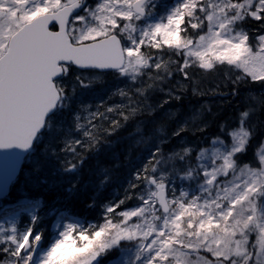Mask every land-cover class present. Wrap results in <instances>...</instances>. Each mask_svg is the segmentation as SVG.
<instances>
[{"label": "snow or ice", "instance_id": "obj_1", "mask_svg": "<svg viewBox=\"0 0 264 264\" xmlns=\"http://www.w3.org/2000/svg\"><path fill=\"white\" fill-rule=\"evenodd\" d=\"M143 4L98 0L92 8L86 0H0V146H29L63 95L53 78L72 66L145 77L131 92L120 90L126 104L89 114L87 143H70L66 150L72 152L78 146L91 148L100 133H108L106 123L118 129L121 120L139 114L148 102L145 93L174 73L183 78L178 87L171 85L177 94L168 93L176 101L189 88L202 95L203 80L214 75L223 77L226 88L245 80L264 83V0H184L166 23L137 40L132 22L143 14ZM125 38L131 46L122 45ZM222 66L228 70L221 72ZM233 68L237 72L229 79ZM247 136L241 129L238 146L203 172L209 186L203 198L185 199L183 192L169 197L163 179L153 175L160 160L157 150L136 177L155 186L141 198L142 205L119 212L125 201L108 207L104 222L91 232L68 225L43 264H92L121 240L140 241V264H264V156L258 158L259 167L244 163L239 170L233 159L246 150ZM40 239L31 227L19 237H0V264H30V249Z\"/></svg>", "mask_w": 264, "mask_h": 264}, {"label": "trees", "instance_id": "obj_2", "mask_svg": "<svg viewBox=\"0 0 264 264\" xmlns=\"http://www.w3.org/2000/svg\"><path fill=\"white\" fill-rule=\"evenodd\" d=\"M227 70L223 66L220 68L221 72ZM236 72L237 70L234 68L231 69L229 79ZM177 80L183 82V78H180V76L156 82L153 91L145 97L148 102L143 106L149 107V110H144L142 106L144 115H136L127 121L121 120V126L118 129H112L110 124H105L109 131L107 134L100 133L99 140L93 143L90 153L88 150L87 159L84 160L79 171L81 180L75 188L71 187L67 176L58 173L54 175L52 173V170H50V157L42 158L47 164H43L42 161L35 158L37 154L49 156L48 149L44 147L45 139L44 142L39 143L34 152L36 156L24 167V174L30 173L35 176L34 181L38 182L39 189L44 192L40 193L37 190V194L44 200V203L50 200V193L48 192L52 189L57 194L58 198L56 201H61L59 205H63L68 209L72 217L80 219L85 229L83 231L91 232L92 228L88 227V221L99 224L103 220L101 218L104 212L102 205L107 202L114 206L121 202L119 197H113L110 191H113L115 186L117 188L119 183L126 179L127 175L126 173H120V170L114 168L116 163L103 162V160H106L104 159V152L107 150L110 152L108 155L112 156L114 160L120 157L117 142L122 139L119 138L121 136L118 133L124 130L123 127L125 126L130 127L136 133L145 131L147 127L153 132L165 129L170 133L171 127L179 119L180 123L184 122L180 126L181 130L192 129L190 134L197 136L196 140L199 144L204 141L202 139L207 137L228 139V131L237 127L244 120L250 131V140L246 150L238 154L235 160L239 168L244 163L257 166L255 151L261 146L264 139V83L245 80L238 85H230L226 88L223 84V77L214 75L203 80L201 84L202 95H193L189 88L186 93H178L181 99L176 101L168 96V93L170 91L174 92L171 85L178 87ZM174 94L177 93L174 92ZM164 100L169 102L161 106ZM158 111H165L164 117L160 118L157 114ZM245 112L247 115L242 116V113ZM185 130L181 132L186 133ZM97 146L101 149L102 155L99 153ZM98 167H107L110 172L105 189L89 186L94 181L95 171L98 170ZM44 182L45 184H43ZM15 188L19 191V184ZM130 188H132L131 184L127 193L131 192L129 191ZM27 191H30V189H27ZM125 205H127L125 202L120 204L117 211ZM51 223L52 221L46 218L37 219L34 223L25 218L19 221L18 228L24 232L31 227L33 236L40 234L42 245L47 246L52 235Z\"/></svg>", "mask_w": 264, "mask_h": 264}, {"label": "rangeland", "instance_id": "obj_3", "mask_svg": "<svg viewBox=\"0 0 264 264\" xmlns=\"http://www.w3.org/2000/svg\"><path fill=\"white\" fill-rule=\"evenodd\" d=\"M94 1L96 2L95 3V6H96L98 0H94ZM168 1L169 0H161V1L150 0L149 1L147 6L145 7L146 11H147L146 17H144V18L139 17L138 19H134V21H136L138 23V27L135 28V31L132 33L134 39L138 40L144 31L151 30V28H153L156 24L166 23L167 17L169 15H171L176 9L173 6H171L168 3ZM173 1H177V0H173ZM124 41H125L126 46H131V41L127 40L126 38L124 39ZM165 59H167V57H165ZM150 70L151 69L142 70V71H150ZM116 79L117 80H116L115 85L111 84L104 91L105 93H107L108 95L111 96L107 99H105V98L103 99L107 103L112 101V99H113L112 96L118 95L119 92H117V91H119L121 89H128L130 87V84H133V85L135 84L136 87H140L141 81H143L145 79V77L143 75H141V76H138L135 79H133L132 73H124V74H121V76L119 78H116ZM121 80L125 82L123 87H121V85H120ZM83 84H84V86L86 85V83H83ZM74 90H76L75 87H74ZM150 90H148L145 94H148V92H150ZM73 92H75V91H72V94H73ZM94 96L95 95H92V97H94ZM73 97H74V99L76 98L75 95H73ZM95 99L97 100V104L95 105V107L98 110L99 109L98 107L101 105L100 98L97 95V98H95ZM83 100H84V98L82 96H80V100H79L80 104L78 106L81 110L75 115V117L73 118L72 121H69L68 118H64L62 121L58 122L57 132H58V136L60 137V139H62L61 140L62 142L73 143L75 141H78V139H81L78 132H79V130H84V127L78 128L77 124L84 125L85 120L89 117V114L94 113L93 112L94 105L86 104V102ZM83 102H84V104H82ZM113 106H115V105H113ZM113 106L110 105L109 107H113ZM143 109L147 111V110H149V107L143 106ZM178 123L180 124V126H182L184 122L180 123V121H179ZM241 129H243V131L246 132V130L242 126L237 128L236 130H234L231 133L230 144H226V143L221 142V141L213 140V141L209 142V145L207 147H204V148H201L198 150V166L201 170L202 176H203L204 171L211 170L213 167L219 165L221 163L223 157L228 155V153L232 152V150L238 146V143H239L238 136L241 132ZM160 133H163V130H160ZM157 134L159 135L158 132H157ZM233 134H236V136H234ZM158 135L156 138H151L150 140L157 141ZM247 137L245 138L246 140H247ZM181 144L182 145L180 147V150H182V151L187 148V149H189V152L191 153L194 150V146L192 144H188L186 142H182ZM158 146H159V144L150 147L151 155L148 157L149 159H151L152 156H154L155 151H157ZM106 153H107V155H108V153L110 154V152L108 150L106 151ZM259 156H264V145L261 148V150L258 152V158H259ZM110 158L113 159L112 156ZM135 161L136 160L130 161L127 164V167L130 171H134V170H137L139 168H142L147 162V160L138 161V162H135ZM68 171L70 173H74V171H75L74 166L69 167ZM105 177H106L105 171L104 170L99 171L98 172V180H103V181H98V184H102L105 180ZM161 178L163 179V182L166 185V191L168 192V195L170 198L173 194L178 196L181 192H183L185 194V197H184L185 199H191L193 197H202L203 198L206 196L207 190H209V186L206 185V183H205L206 177L203 176L204 182L199 185L197 190H193L187 185V182L185 180H176L171 175V173L167 171L166 165H163V167L160 169L159 176L157 177V180H160ZM221 179H222V177H218V180H221ZM94 184L90 183V185L99 186L96 182H94ZM153 191H155V186H147V188L144 190V192L142 193L140 198H147L148 195ZM141 205H142V199H141ZM140 206H138V207H140ZM0 209H2V208H0ZM133 209H135V208H133ZM133 209H129V210H133ZM13 216L14 215H11V216H8L7 218H3L2 220H0V232L1 233L6 232V227L12 228V226L14 225V222H15L14 221L15 218ZM70 224L73 225L69 219H64L62 216L57 219V222L55 223V227H54V229L58 235V237L56 238L57 240H59L61 238V233H63L67 229V226ZM7 232H9V235H15V232H13L12 230L11 231L7 230ZM54 243L52 244V246L54 245ZM49 250H50V248H49ZM47 253L46 252L42 253L40 255V257L35 261V264H38L39 262H41L39 264H43V261L45 260Z\"/></svg>", "mask_w": 264, "mask_h": 264}, {"label": "water", "instance_id": "obj_4", "mask_svg": "<svg viewBox=\"0 0 264 264\" xmlns=\"http://www.w3.org/2000/svg\"><path fill=\"white\" fill-rule=\"evenodd\" d=\"M92 68L95 67H85L81 69H92ZM99 70L106 71L112 69H99ZM60 75L54 77L53 81H55ZM58 101L59 99L56 101L54 106L45 114L44 123L37 130L36 134L32 138V141L28 147H21L20 145L14 143L5 146H0V198L7 193L9 184L18 174L23 159L31 151V148L37 136L43 131L45 121L54 112L58 104Z\"/></svg>", "mask_w": 264, "mask_h": 264}, {"label": "clouds", "instance_id": "obj_5", "mask_svg": "<svg viewBox=\"0 0 264 264\" xmlns=\"http://www.w3.org/2000/svg\"><path fill=\"white\" fill-rule=\"evenodd\" d=\"M182 130H185V129H182ZM189 131H192V129H188Z\"/></svg>", "mask_w": 264, "mask_h": 264}]
</instances>
